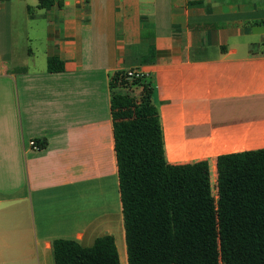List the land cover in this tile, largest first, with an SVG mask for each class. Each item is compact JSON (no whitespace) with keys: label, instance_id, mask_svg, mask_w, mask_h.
Masks as SVG:
<instances>
[{"label":"crops","instance_id":"obj_1","mask_svg":"<svg viewBox=\"0 0 264 264\" xmlns=\"http://www.w3.org/2000/svg\"><path fill=\"white\" fill-rule=\"evenodd\" d=\"M52 1L0 0V264L104 235L128 264L110 75L142 73L165 161L214 191L218 156L264 148V0Z\"/></svg>","mask_w":264,"mask_h":264},{"label":"trees","instance_id":"obj_2","mask_svg":"<svg viewBox=\"0 0 264 264\" xmlns=\"http://www.w3.org/2000/svg\"><path fill=\"white\" fill-rule=\"evenodd\" d=\"M108 87L127 263L264 264V148L218 156L214 195L208 161H165L150 84L119 70ZM52 249L55 264H119L110 235Z\"/></svg>","mask_w":264,"mask_h":264},{"label":"built area","instance_id":"obj_3","mask_svg":"<svg viewBox=\"0 0 264 264\" xmlns=\"http://www.w3.org/2000/svg\"><path fill=\"white\" fill-rule=\"evenodd\" d=\"M125 77L128 80H132V79H139V78H143V75L141 72L134 70V69H129L127 71H125ZM29 145L33 148H37L36 144L34 141H30Z\"/></svg>","mask_w":264,"mask_h":264},{"label":"rangeland","instance_id":"obj_4","mask_svg":"<svg viewBox=\"0 0 264 264\" xmlns=\"http://www.w3.org/2000/svg\"><path fill=\"white\" fill-rule=\"evenodd\" d=\"M213 194L215 195V191H213ZM124 224V223H123ZM121 242V241H120ZM122 242H124V244H125V250H126V260H127V249H126V242L125 241H122ZM120 244V243H119Z\"/></svg>","mask_w":264,"mask_h":264}]
</instances>
